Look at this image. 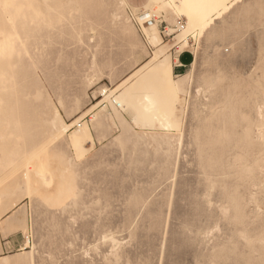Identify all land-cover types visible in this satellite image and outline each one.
<instances>
[{"label": "rangeland", "instance_id": "obj_1", "mask_svg": "<svg viewBox=\"0 0 264 264\" xmlns=\"http://www.w3.org/2000/svg\"><path fill=\"white\" fill-rule=\"evenodd\" d=\"M205 1L186 43L198 1L0 0V224L21 211L24 241L0 264H264V0ZM155 53L173 76L131 78ZM55 116L79 119L60 140Z\"/></svg>", "mask_w": 264, "mask_h": 264}, {"label": "bare ground", "instance_id": "obj_2", "mask_svg": "<svg viewBox=\"0 0 264 264\" xmlns=\"http://www.w3.org/2000/svg\"><path fill=\"white\" fill-rule=\"evenodd\" d=\"M125 1V0H124ZM172 2H175L176 5H179V4H182L181 7L186 4H188L190 2V0H171ZM195 2H197V5L195 7L194 10H191V15L193 14V18H191L189 20V23H188V26L187 27H183V32H182V36H183V42L185 41L187 43V36L190 34V33H193L194 31L196 30H199L202 32H206L207 30L212 29L211 27L213 26V24H215V20L217 18H214L212 19L211 18H208L206 14L207 12V7L206 5L209 3L208 1H201L200 0H192ZM149 4L150 5H156V6H160L162 4L165 3V0H149ZM200 2V3H199ZM204 2V3H203ZM192 3V2H191ZM171 4V3H170ZM196 4V3H195ZM127 5V4H126ZM149 5V6H150ZM220 5H224V6H229V1L227 0H223L222 3ZM182 7V8H183ZM146 8V7H145ZM150 9V7H148ZM185 8V7H184ZM142 9V8H141ZM187 9V8H186ZM150 11V10H149ZM186 11H189V9H187ZM190 12V11H189ZM150 27L151 31H152V34H151V39L158 43V33H154L153 31L156 29V26L154 23H151L150 26H147V29ZM173 29V28H172ZM178 29V28H177ZM180 30V29H179ZM170 31V30H169ZM149 33V32H148ZM162 35V34H161ZM148 37V36H147ZM181 37V36H180ZM182 38V37H181ZM148 40V39H147ZM181 40V39H180ZM180 40H178L180 43ZM163 45V44H162ZM177 45V44H175ZM159 48V47H157ZM171 48V47H170ZM169 48V49H170ZM173 48V47H172ZM181 49V48H180ZM156 52H159V51H156ZM163 52V51H161ZM164 54V53H163ZM170 56L171 55H165L163 57H160V55L158 53H155V55H153L151 57V59L141 68H139L132 76L131 78L133 77H136L138 75H141V73L149 66H151L152 64H155V66H157L159 69L163 70V71H166L168 72L169 75L173 76V66L171 64V59H170ZM196 56V55H195ZM194 64V63H193ZM191 74V73H190ZM189 76L190 75H184V76H181L179 77L177 80L172 78V83H171V86L170 88L173 90H178V91H183L185 86L187 85V83L189 82ZM131 78L125 80V82H123V85L128 83V81L131 80ZM192 80V78H191ZM193 81V80H192ZM198 84V83H197ZM199 86V85H198ZM132 86H130L129 88H127L124 92H122L120 94V96L116 98L117 99H121L123 101L126 100V97L128 95H130V93L132 92ZM106 91V89H105ZM104 94V93H103ZM179 94V93H178ZM111 95V93H110ZM111 101V100H110ZM114 101V99H113ZM111 101V102H113ZM116 102V101H115ZM114 104V103H113ZM116 105L119 107L122 108V110H127V109H130L129 111H132V105H129V104H126V103H123V102H118L116 103ZM115 106V105H114ZM157 106V104L154 102V104L152 103V100L149 99L148 97L145 98V102L144 104L141 106L142 109L144 110L145 112V119H148V118H152V119H155L156 117L155 116H152L151 114L153 113V109ZM113 108V107H112ZM151 109V110H150ZM133 111H136L134 108H133ZM169 112H165L163 111L160 116L161 118L165 119L167 121V128H169L170 130H174L173 128L176 127V122L173 121L171 119V117L173 116H170V111L171 110H168ZM152 112V113H151ZM119 113H120V110H119ZM132 113V112H131ZM136 114V113H135ZM150 114V115H149ZM134 115V114H132ZM174 115V114H173ZM80 118V117H79ZM120 118V117H119ZM79 119L77 118L74 122H72L71 124H67L64 120L60 119L59 117L55 116L54 119L52 120L51 122V133H52V136L55 138V140H60L67 131H69V127L72 126V124H74L75 122H77ZM144 121V120H143ZM133 122L135 124H137L138 126L140 125V122H139V118L138 116H133ZM78 128L72 133L70 139H69V144L72 148H74L75 150H87V141L88 139L91 140L92 139V134H91V130L90 128L88 129L87 127H85V123L83 125V123H80L78 122ZM142 125V124H141ZM140 127V126H139ZM138 127V128H139ZM142 128V127H141ZM67 137V136H66ZM182 138V137H181ZM66 139V138H65ZM163 139V138H162ZM187 139V138H186ZM68 140V139H67ZM63 141V140H62ZM181 146V145H180ZM77 153H79V151H77ZM35 156V155H34ZM27 158H29L27 156ZM31 161L30 159H28V161L26 160L27 164L24 165L27 166L28 165V162ZM38 165L42 168V167H45L46 164H41V163H38ZM19 167H23V166H19ZM40 168V169H41ZM40 172V173H39ZM39 172H37L36 174L38 175H41L40 177L42 178V174L43 172H41L39 170ZM177 173V172H176ZM50 178V177H49ZM48 178V179H49ZM172 179V178H171ZM43 181H45L44 177L42 178ZM38 181V180H36ZM40 182V181H39ZM60 195V194H59ZM62 199V198H61ZM53 202V201H52ZM13 209V208H12ZM19 209V208H18ZM25 214V212H24ZM22 215V212L17 210V211H14L12 214H9L6 216V218H4L1 222V229L4 231V230H7V229H10L12 232H16L18 229L20 230L21 227H19L20 225H18V221L20 220V216ZM26 218V217H25ZM25 222V221H24ZM27 223V222H26ZM169 223V222H168ZM26 227V225H25ZM29 228V227H28ZM33 229V228H32ZM254 235V234H253ZM1 245V243H0ZM29 246V241H27L25 243V245L23 246L24 249L28 248ZM2 247V246H1ZM237 248V247H236ZM243 248V247H242ZM2 250V249H1ZM33 256V254H32ZM6 258V257H5ZM33 259V258H32ZM6 260V259H5ZM34 263V262H33Z\"/></svg>", "mask_w": 264, "mask_h": 264}, {"label": "crops", "instance_id": "obj_3", "mask_svg": "<svg viewBox=\"0 0 264 264\" xmlns=\"http://www.w3.org/2000/svg\"><path fill=\"white\" fill-rule=\"evenodd\" d=\"M148 30L151 31L150 27L148 28ZM0 243H1L0 245V255H1L21 246L24 243V241L22 238L16 236L14 232H10L7 233V235H4L0 226Z\"/></svg>", "mask_w": 264, "mask_h": 264}, {"label": "built area", "instance_id": "obj_4", "mask_svg": "<svg viewBox=\"0 0 264 264\" xmlns=\"http://www.w3.org/2000/svg\"><path fill=\"white\" fill-rule=\"evenodd\" d=\"M146 19H147V18H144V20H146ZM148 23H150V21H148V20L144 22V24H148ZM180 23H181V22H179V24H180ZM182 27H183V26H182ZM165 32H166V30L164 29L163 33H165Z\"/></svg>", "mask_w": 264, "mask_h": 264}, {"label": "snow or ice", "instance_id": "obj_5", "mask_svg": "<svg viewBox=\"0 0 264 264\" xmlns=\"http://www.w3.org/2000/svg\"><path fill=\"white\" fill-rule=\"evenodd\" d=\"M5 7H11V5H5Z\"/></svg>", "mask_w": 264, "mask_h": 264}]
</instances>
